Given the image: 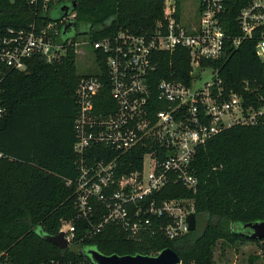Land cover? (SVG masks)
Instances as JSON below:
<instances>
[{
    "label": "trees",
    "instance_id": "1",
    "mask_svg": "<svg viewBox=\"0 0 264 264\" xmlns=\"http://www.w3.org/2000/svg\"><path fill=\"white\" fill-rule=\"evenodd\" d=\"M246 2L229 0V26L225 27L234 29H227L229 33H236L235 16ZM43 5V0H0V35L8 28L28 30L33 23L52 20L47 11L54 3L48 2L46 9ZM162 6L163 0H76L75 25L87 28L91 42L118 31L145 33L161 17ZM159 53L156 83L163 77L187 76L186 49ZM94 56L102 66L103 54L95 50ZM201 65L217 70L224 88L241 94L245 102L250 98L264 102V61L255 52L254 40L228 46L224 56ZM172 68L177 71L173 76ZM81 76L76 74L73 46L52 62L32 56L20 71L0 64V106L6 110L0 119V252H6L7 264H37L50 258L74 263L86 259L94 264L84 251L61 249L45 239L57 234L64 220L75 224V239H81V246H95L106 255H155L170 247L181 264H211L213 248L220 240H258L241 234L237 227L264 220L263 122L232 126L197 148L191 165L198 181L195 192L181 184L165 188L164 198L193 199L194 230L175 239L161 232L133 239L119 226L107 224L95 235L83 237L98 216L90 221L78 218L75 185L66 184L78 175L73 121L74 91ZM92 150L98 158L113 154L102 146ZM141 151L121 156V162H132L122 170L138 167ZM201 219L204 224L198 230Z\"/></svg>",
    "mask_w": 264,
    "mask_h": 264
},
{
    "label": "built area",
    "instance_id": "2",
    "mask_svg": "<svg viewBox=\"0 0 264 264\" xmlns=\"http://www.w3.org/2000/svg\"><path fill=\"white\" fill-rule=\"evenodd\" d=\"M50 1L55 5L68 0H43L45 9ZM183 8L191 12L182 13ZM195 11L191 0H163L162 15L152 30L118 31L89 41L93 52L103 54V68L95 61L98 72L82 75L74 91L73 151L78 175L66 181L75 185L78 218L90 221L98 216L83 237L95 235L107 224L119 226L133 239L158 232L168 239L183 236L189 231L187 216L194 212L193 199L164 198L165 188L181 184L195 192L198 181L191 165L197 148L232 126L264 123V102L252 98L245 102L241 94L224 88L217 70L201 65L221 58L228 46L237 47L243 40H254L255 52L264 61V0H247L239 8L235 34L227 31H234L232 26L226 28L229 0H196ZM75 18L73 9L58 21L33 23L28 30L6 29L0 35V64L20 71L35 55L47 62L63 57L69 46L78 44L61 34L62 26L75 23ZM73 31L78 32L76 25ZM177 48L188 53L187 76L163 77L156 83L159 52L173 54ZM175 72L172 68L170 75ZM205 72L210 80L198 84ZM5 113L0 106V119ZM93 146L113 154L98 158ZM136 149L142 150L140 164L122 170L132 162H121V156ZM58 232L67 240V248L80 246L83 251L72 221H62ZM0 264H7L4 251ZM37 264L92 263L50 258Z\"/></svg>",
    "mask_w": 264,
    "mask_h": 264
},
{
    "label": "rangeland",
    "instance_id": "3",
    "mask_svg": "<svg viewBox=\"0 0 264 264\" xmlns=\"http://www.w3.org/2000/svg\"><path fill=\"white\" fill-rule=\"evenodd\" d=\"M193 12L196 7V0H191ZM54 8V7H53ZM191 12L187 8L182 9V13ZM58 11L49 9L47 15L49 18H56ZM86 27L83 25L78 26L79 32L71 31L68 36L71 40H75L78 44H74L75 53V67L77 75L96 74L98 67L94 60L93 48L89 44L90 39L86 34ZM210 80V73L205 72L201 74L198 84H202L205 81ZM198 230L202 228L203 220L199 221ZM76 249H80V246H74ZM88 247L84 245L82 247L85 252ZM211 264H264V240L260 239L257 241H241L236 240L234 243L228 241H218L213 248V259Z\"/></svg>",
    "mask_w": 264,
    "mask_h": 264
},
{
    "label": "water",
    "instance_id": "4",
    "mask_svg": "<svg viewBox=\"0 0 264 264\" xmlns=\"http://www.w3.org/2000/svg\"><path fill=\"white\" fill-rule=\"evenodd\" d=\"M59 12L56 18L52 19L58 21L62 16L68 14L76 7V0L62 1L53 6ZM75 27L74 22H68L62 26L61 34L68 37V33ZM189 230H194L196 227V216L191 212L187 216ZM238 232L247 235L252 239H264V220L247 222L239 225ZM45 239L50 243L58 246L61 249L68 247L67 240L63 237L61 232L54 235H46ZM94 264H180V256L170 247L160 250L155 255H144L140 253L118 255L116 253L106 255L101 253L95 246L88 247L84 252Z\"/></svg>",
    "mask_w": 264,
    "mask_h": 264
},
{
    "label": "flooded vegetation",
    "instance_id": "5",
    "mask_svg": "<svg viewBox=\"0 0 264 264\" xmlns=\"http://www.w3.org/2000/svg\"><path fill=\"white\" fill-rule=\"evenodd\" d=\"M51 9H54L53 7ZM57 10V9H56ZM58 11V10H57ZM59 12V11H58ZM77 28V27H76Z\"/></svg>",
    "mask_w": 264,
    "mask_h": 264
}]
</instances>
